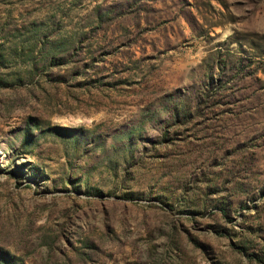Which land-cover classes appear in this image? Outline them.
<instances>
[{
    "label": "rangeland",
    "instance_id": "374dc122",
    "mask_svg": "<svg viewBox=\"0 0 264 264\" xmlns=\"http://www.w3.org/2000/svg\"><path fill=\"white\" fill-rule=\"evenodd\" d=\"M0 264H264V0H0Z\"/></svg>",
    "mask_w": 264,
    "mask_h": 264
}]
</instances>
